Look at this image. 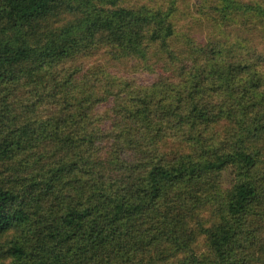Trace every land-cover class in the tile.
I'll return each mask as SVG.
<instances>
[{
    "label": "trees",
    "instance_id": "trees-1",
    "mask_svg": "<svg viewBox=\"0 0 264 264\" xmlns=\"http://www.w3.org/2000/svg\"><path fill=\"white\" fill-rule=\"evenodd\" d=\"M134 1L0 0V264H264V0Z\"/></svg>",
    "mask_w": 264,
    "mask_h": 264
},
{
    "label": "rangeland",
    "instance_id": "rangeland-1",
    "mask_svg": "<svg viewBox=\"0 0 264 264\" xmlns=\"http://www.w3.org/2000/svg\"><path fill=\"white\" fill-rule=\"evenodd\" d=\"M187 1V7H189L192 13L195 12L196 5H198L199 1L201 0H186ZM134 5H142V4H147L150 6H162L167 4V0H137L133 2ZM167 7V6H165Z\"/></svg>",
    "mask_w": 264,
    "mask_h": 264
}]
</instances>
